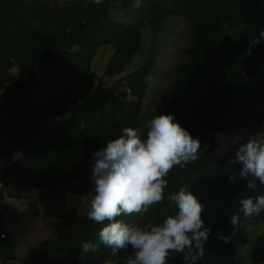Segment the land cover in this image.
Masks as SVG:
<instances>
[{"label":"trees","instance_id":"1","mask_svg":"<svg viewBox=\"0 0 264 264\" xmlns=\"http://www.w3.org/2000/svg\"><path fill=\"white\" fill-rule=\"evenodd\" d=\"M171 1L173 5L160 0H0V175L6 184L19 180L42 193L74 195L50 225L60 233L24 256H18L15 242L5 234L0 264H82L83 255L92 257L90 264H126L133 255L130 246L113 255L103 244L95 253L82 254L81 242L98 243L97 233L107 221L97 224L79 209L92 182L93 153L123 135L125 127L138 131L156 52L152 46L136 70L109 88L99 81L79 108L74 107V84L85 79L98 50L107 46L113 54L105 74L124 73L140 51L141 26L147 24L157 34L175 15L187 19L192 36L155 116L174 115L200 141L202 154L169 171L164 199L147 213L118 219L137 227L161 225L178 211L169 195L189 189L204 206V227L211 229L195 264H245L236 254L230 220L233 199L248 188V181L239 176L238 160L216 153L215 137L264 127V38L259 35L264 0ZM111 4L129 10L135 23L111 19ZM139 133L146 139L145 126ZM5 158L10 161L6 165ZM186 254L170 253L167 264H192ZM249 264H264V232L251 245Z\"/></svg>","mask_w":264,"mask_h":264},{"label":"clouds","instance_id":"2","mask_svg":"<svg viewBox=\"0 0 264 264\" xmlns=\"http://www.w3.org/2000/svg\"><path fill=\"white\" fill-rule=\"evenodd\" d=\"M100 2L95 0L97 4ZM259 35L264 38V31ZM145 128L146 139L142 140L136 129L125 127L123 135L93 153L94 195L87 218L97 224L105 221L107 224L97 233L98 243L81 242L82 254L95 253L100 244L110 248L113 255L130 246L133 255L127 258L126 264H167L170 253H187L184 258L195 264L204 255L203 246L211 229L204 227L201 218L204 206L189 189L181 188L169 195L178 211L161 225L148 223L137 227L118 219L122 215H143L150 206L161 202L167 187L164 178L169 171L195 160L201 147L200 141L176 123L172 114L156 115ZM235 157L242 165L239 176L247 179V186L255 189L257 180L264 186V140L253 139L242 144ZM261 212H264V195L241 199L230 223L238 227L240 213L245 219H251ZM219 238L225 243L229 240Z\"/></svg>","mask_w":264,"mask_h":264},{"label":"rangeland","instance_id":"3","mask_svg":"<svg viewBox=\"0 0 264 264\" xmlns=\"http://www.w3.org/2000/svg\"><path fill=\"white\" fill-rule=\"evenodd\" d=\"M63 2L64 0H59ZM162 3L172 4L171 0H160ZM139 2L134 4L135 7ZM111 4L110 11L107 10L111 19L123 22L124 24H134L136 19L129 13V10H121ZM142 43L140 51L132 55L131 63L126 71L113 78L105 74V67L112 57L113 50L107 46L98 50L94 57L89 73L82 81L74 84L75 99L74 107H81L90 98L94 86L101 81L105 88L118 78L136 70L144 60L146 52L152 49L156 52V66L147 78L148 90L142 113L139 116L138 132L144 128L145 124L155 117L158 107L166 96L167 86L174 74V69L189 44L192 36L190 24L187 19L180 15L170 17L162 29L157 34H151L149 26H141ZM72 78V77H71ZM264 127L262 130L244 129L231 131L229 133H219L215 137L218 155L230 160H237L235 153L238 148L250 140H262ZM202 151H198L197 158ZM196 158V159H197ZM195 159V160H196ZM194 160H190L188 163ZM10 161L8 158L3 160L6 165ZM7 193L1 201L2 217L0 220L1 232L8 235L10 240L15 242V252L18 256H24L32 247L49 238L56 237L60 229L49 226L50 222H56L58 215L64 213L71 204L74 195L72 193H42L22 184L19 180H8L6 184ZM94 195L92 182L81 195L82 205L79 214L87 216L90 210V200ZM264 195V186L256 181V187L247 188L244 192L235 196L232 202V215L239 208V201L248 197ZM153 207L150 206L149 209ZM241 223L238 227H233L235 250L245 264L251 262V245L264 232V212L251 219H245L240 213ZM5 230V231H4ZM14 232L15 236H10ZM91 256H81L82 264H90ZM11 264V263H10ZM13 264H21L19 261Z\"/></svg>","mask_w":264,"mask_h":264},{"label":"built area","instance_id":"4","mask_svg":"<svg viewBox=\"0 0 264 264\" xmlns=\"http://www.w3.org/2000/svg\"><path fill=\"white\" fill-rule=\"evenodd\" d=\"M7 193V188H6V181L3 175H0V199L4 198L6 196ZM5 236V233H2L0 235V239H3Z\"/></svg>","mask_w":264,"mask_h":264},{"label":"crops","instance_id":"5","mask_svg":"<svg viewBox=\"0 0 264 264\" xmlns=\"http://www.w3.org/2000/svg\"><path fill=\"white\" fill-rule=\"evenodd\" d=\"M52 222L49 223V226L51 225ZM5 231V230H4Z\"/></svg>","mask_w":264,"mask_h":264}]
</instances>
